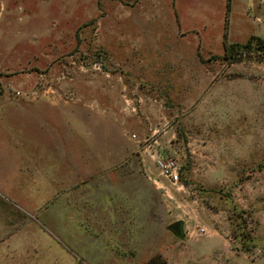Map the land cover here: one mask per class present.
I'll list each match as a JSON object with an SVG mask.
<instances>
[{
	"label": "rangeland",
	"instance_id": "obj_1",
	"mask_svg": "<svg viewBox=\"0 0 264 264\" xmlns=\"http://www.w3.org/2000/svg\"><path fill=\"white\" fill-rule=\"evenodd\" d=\"M250 36L264 0H0V99L41 112L0 116V264H264V50L223 59Z\"/></svg>",
	"mask_w": 264,
	"mask_h": 264
},
{
	"label": "crops",
	"instance_id": "obj_2",
	"mask_svg": "<svg viewBox=\"0 0 264 264\" xmlns=\"http://www.w3.org/2000/svg\"><path fill=\"white\" fill-rule=\"evenodd\" d=\"M25 103L31 104L32 106H34V104H37L36 102L34 103L25 102ZM7 105L14 106V109H18L20 114L19 117H22V115L27 114L25 115V117L26 116L28 117V115L30 116L32 115L35 120L40 119L41 112L39 110L37 112L35 109L33 108L30 109L29 107H25L23 105H18V104L13 105L7 99H0V116L2 113H6L5 106ZM19 133L21 136H24L22 131ZM9 134H14V133H9ZM25 137L26 136H24L23 138ZM58 137H59V133H58ZM27 156L29 157L28 151H27ZM37 168L38 165L35 164V161L32 157L31 160L28 161L26 160L25 162H22V164L19 165V170H21L20 180H23V178L24 181H35L36 179H38V175L35 173ZM54 174L55 173L53 171V168L51 167L50 176H53ZM59 177H60V172L58 169L56 181H59ZM51 181H54V179H52ZM229 245L230 244L228 242H224L222 246H218V245L211 246V245H207L206 243L203 244L201 242L191 243L190 246H187L186 249H183L180 252V257L176 259L174 263H172V261L171 262L167 261L166 264H187L185 261V256L189 261L188 264H257V261H249L247 263L241 258L227 257L229 256L230 253L228 249ZM136 264H139V258L136 259Z\"/></svg>",
	"mask_w": 264,
	"mask_h": 264
},
{
	"label": "trees",
	"instance_id": "obj_3",
	"mask_svg": "<svg viewBox=\"0 0 264 264\" xmlns=\"http://www.w3.org/2000/svg\"><path fill=\"white\" fill-rule=\"evenodd\" d=\"M225 38V36H224ZM257 49L260 51L264 50V39L257 36H250L244 44H226L224 43L223 59L233 62L236 59L237 52L240 50H251Z\"/></svg>",
	"mask_w": 264,
	"mask_h": 264
},
{
	"label": "built area",
	"instance_id": "obj_4",
	"mask_svg": "<svg viewBox=\"0 0 264 264\" xmlns=\"http://www.w3.org/2000/svg\"><path fill=\"white\" fill-rule=\"evenodd\" d=\"M155 166L159 170L160 175L168 179L170 183L176 184L178 182V167L173 160L157 158Z\"/></svg>",
	"mask_w": 264,
	"mask_h": 264
},
{
	"label": "water",
	"instance_id": "obj_5",
	"mask_svg": "<svg viewBox=\"0 0 264 264\" xmlns=\"http://www.w3.org/2000/svg\"><path fill=\"white\" fill-rule=\"evenodd\" d=\"M168 229L171 230L175 235H179L182 230V222L175 221L168 226Z\"/></svg>",
	"mask_w": 264,
	"mask_h": 264
}]
</instances>
